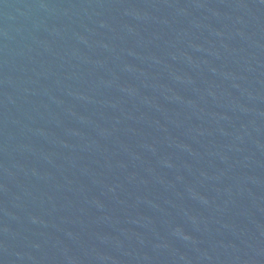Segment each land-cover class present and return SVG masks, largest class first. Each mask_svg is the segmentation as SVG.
<instances>
[{
  "label": "water",
  "instance_id": "obj_1",
  "mask_svg": "<svg viewBox=\"0 0 264 264\" xmlns=\"http://www.w3.org/2000/svg\"><path fill=\"white\" fill-rule=\"evenodd\" d=\"M0 264H264V0H0Z\"/></svg>",
  "mask_w": 264,
  "mask_h": 264
}]
</instances>
